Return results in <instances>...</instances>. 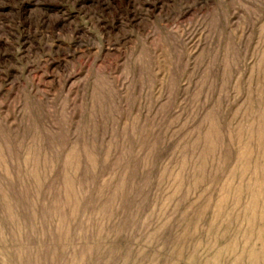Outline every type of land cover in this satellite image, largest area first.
Returning <instances> with one entry per match:
<instances>
[{
    "label": "rangeland",
    "instance_id": "1",
    "mask_svg": "<svg viewBox=\"0 0 264 264\" xmlns=\"http://www.w3.org/2000/svg\"><path fill=\"white\" fill-rule=\"evenodd\" d=\"M0 264H264V0H0Z\"/></svg>",
    "mask_w": 264,
    "mask_h": 264
}]
</instances>
